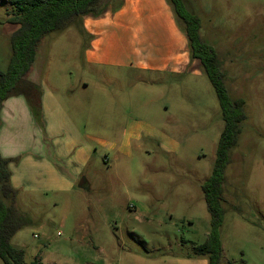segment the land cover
<instances>
[{
    "label": "rangeland",
    "instance_id": "374dc122",
    "mask_svg": "<svg viewBox=\"0 0 264 264\" xmlns=\"http://www.w3.org/2000/svg\"><path fill=\"white\" fill-rule=\"evenodd\" d=\"M6 8L0 0V71L15 29ZM182 9L198 18L227 94L244 102L222 183L221 264H264V0H182ZM84 43L75 27L48 36L31 71L57 86L70 120L50 118L46 133L42 116L22 113V96L6 102L2 152L18 161L17 203L29 221L11 243L26 264H206L193 254L211 228L200 186L224 126L211 83L190 70L147 74V84L101 86L93 104L91 88H71Z\"/></svg>",
    "mask_w": 264,
    "mask_h": 264
},
{
    "label": "trees",
    "instance_id": "16d2710c",
    "mask_svg": "<svg viewBox=\"0 0 264 264\" xmlns=\"http://www.w3.org/2000/svg\"><path fill=\"white\" fill-rule=\"evenodd\" d=\"M122 0H6L4 22L15 26L9 37L10 56L6 69L0 71V108L7 98L23 96L31 109L37 107L39 88L28 80L42 41L57 36L70 27L81 31L84 17H98L114 12ZM188 44L189 58L199 62L201 72L211 83L224 123L216 146L209 178L200 186L210 216L206 240L194 247L196 257H205L206 264H221L222 246L219 227L222 223V183L229 163V152L236 146L238 124L244 119L241 99H231L217 65V56L199 35L200 24L195 15L182 9V0H167ZM180 7V8H179ZM179 19L183 20V26ZM0 155V260L3 264H26L25 250L11 243L13 236L28 225V217L17 203L18 191L11 185L9 163ZM27 264H41L34 258Z\"/></svg>",
    "mask_w": 264,
    "mask_h": 264
},
{
    "label": "crops",
    "instance_id": "0c3cea01",
    "mask_svg": "<svg viewBox=\"0 0 264 264\" xmlns=\"http://www.w3.org/2000/svg\"><path fill=\"white\" fill-rule=\"evenodd\" d=\"M78 32L81 33L85 43L80 52L83 57L82 62L75 64L77 76L75 85L71 88H75L76 91H87L91 88L92 92L95 91L93 100L91 99L93 104H97L101 86L106 84L116 82L120 88H123L129 78L147 84L148 82L143 80V76L147 74L158 75L162 79L164 75L178 76L189 70L191 74L196 75L201 72L195 61L189 58L187 39L167 0H122L120 8L114 12L106 11L98 17H84L81 31ZM77 54L78 51L74 49L69 57H77ZM31 73L30 81L39 88L37 107L31 109L23 96V102L17 101L25 117L29 116L28 111L39 119L42 116L48 133L54 130L50 118L62 122L70 120L69 114L56 95L57 86L48 84L46 76L43 82L34 81L31 79ZM10 99L11 97L3 101L0 108V132L4 120L9 122L5 117V107ZM8 106L13 112L15 111L13 103ZM71 129L76 130L72 123ZM0 155L11 160L8 166L10 182L15 188L18 184L16 173L19 164L17 159H14L15 155L3 154L1 140ZM85 162L86 160H83L82 165ZM36 166L39 165L31 164V167ZM77 173L78 170L76 175ZM73 184L75 183L70 182V185ZM85 184L86 180L83 178L77 186L82 187Z\"/></svg>",
    "mask_w": 264,
    "mask_h": 264
},
{
    "label": "built area",
    "instance_id": "2783aa9c",
    "mask_svg": "<svg viewBox=\"0 0 264 264\" xmlns=\"http://www.w3.org/2000/svg\"><path fill=\"white\" fill-rule=\"evenodd\" d=\"M34 237H35V235H34Z\"/></svg>",
    "mask_w": 264,
    "mask_h": 264
}]
</instances>
